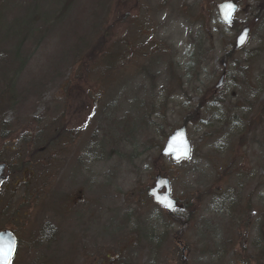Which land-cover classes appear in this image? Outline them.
I'll return each instance as SVG.
<instances>
[{"label":"rangeland","instance_id":"374dc122","mask_svg":"<svg viewBox=\"0 0 264 264\" xmlns=\"http://www.w3.org/2000/svg\"><path fill=\"white\" fill-rule=\"evenodd\" d=\"M225 1L0 0V163L46 183L26 232L48 243L19 230L13 264H264V0L230 26ZM158 174L196 214L182 230L148 195Z\"/></svg>","mask_w":264,"mask_h":264},{"label":"flooded vegetation","instance_id":"af4514ba","mask_svg":"<svg viewBox=\"0 0 264 264\" xmlns=\"http://www.w3.org/2000/svg\"><path fill=\"white\" fill-rule=\"evenodd\" d=\"M231 1H235L238 4V6L240 5L238 0H231ZM248 29H249V32H251L250 28ZM248 40H249V37H248ZM235 42H236V39H235ZM234 46H235V43H234ZM242 48L238 50H235L234 48L233 49L235 52H237V51H240ZM222 63H223L222 64L223 72L221 76L225 78L226 64L225 62H222ZM5 167H6L5 168V171H6L7 165H5ZM20 167L22 168V165ZM20 169L15 171L13 175L18 174V173L24 174L23 172L24 169L23 170H20ZM45 186H46V183L40 180H37V181L27 180L25 182L24 181H19V182L10 181V180L7 181V178L4 172V180L0 183V232L7 231L15 239L16 254L13 260L11 261V264L14 263L18 250H20L23 244L25 243L19 238V230L21 231L22 234H26L28 232L30 240H27L26 242L30 244L29 246L30 248L31 246L41 247V246H44V243H48L47 238L46 237L44 238L45 229L44 230L42 229L29 230L26 232V230L28 229L27 225H29L30 221L32 220V214L36 212L39 213L40 210L44 209ZM55 200L56 198L53 199V204H55ZM58 205H59V200H57V206ZM51 227L53 231L55 232L54 225H51ZM36 234H38L39 237L38 239L34 240L32 237L33 235H36ZM47 235H50V234L48 233ZM55 237L53 239H55ZM181 253L183 254L182 251ZM42 263L43 262H40L39 264H42ZM181 263H183L182 260H181ZM100 264H109V263L101 262ZM113 264H117V260H113Z\"/></svg>","mask_w":264,"mask_h":264},{"label":"water","instance_id":"95a60500","mask_svg":"<svg viewBox=\"0 0 264 264\" xmlns=\"http://www.w3.org/2000/svg\"><path fill=\"white\" fill-rule=\"evenodd\" d=\"M226 3H231L233 6L232 8V16L231 19L228 22H225V19L222 15V9L224 8V5ZM238 6L235 1H226L223 3H220L217 6V11L220 20L225 24V25H230L232 21V17L234 14L237 12ZM249 29L248 28H243L242 31L238 34L235 42L234 49L238 50L242 48L249 37ZM241 37H243V42H241ZM224 77L221 76L215 89H219L222 85ZM175 137H180L183 140L184 147L186 148L187 156L181 155L180 152V145L176 144L174 147L177 149V151L173 152L170 148L171 145H173V138ZM160 155L164 158H169L172 162L178 163L181 161H189L191 157V145L190 142L188 141L187 137V128L186 126H182L178 129H175L166 139L163 148L160 152ZM180 157L177 159V157ZM5 164H0V183L4 180V172H5ZM148 195L152 198L153 203L156 204L157 206L163 208L167 213H172L174 210H176L178 204L177 202L172 199L170 195V182L166 178L165 175H157L154 179V185L153 187L149 190ZM161 201H164L165 203H161ZM165 204H170V207H166ZM0 238H2L5 242H11L14 245L15 252H16V242L14 237L7 231L0 232ZM14 252V255H15ZM14 255L10 258L11 261L14 258Z\"/></svg>","mask_w":264,"mask_h":264},{"label":"snow or ice","instance_id":"6c2138e0","mask_svg":"<svg viewBox=\"0 0 264 264\" xmlns=\"http://www.w3.org/2000/svg\"><path fill=\"white\" fill-rule=\"evenodd\" d=\"M232 8L231 3H226L224 8L222 9V15L225 19V22H228L232 16ZM241 42H243V37H241ZM176 144L180 145L181 155L187 156L186 148L184 147L183 140L180 137L173 138V145L170 146L173 152L177 151L174 147ZM180 157L178 156L177 159ZM161 203H165L161 201ZM166 207H170V204H165ZM15 248L11 242H5L2 238H0V264H11V257L14 255Z\"/></svg>","mask_w":264,"mask_h":264},{"label":"trees","instance_id":"16d2710c","mask_svg":"<svg viewBox=\"0 0 264 264\" xmlns=\"http://www.w3.org/2000/svg\"><path fill=\"white\" fill-rule=\"evenodd\" d=\"M109 59H111V58H109ZM110 62L111 61H108L107 62L106 67L108 66V64ZM108 70H111V68H109ZM107 77L108 78L111 77L110 72H109V74H107ZM104 78H106V76ZM105 81H103L102 83H104ZM4 94L5 93H3V95ZM0 100H3V99L0 97ZM2 120H3V113H1V115H0V138H4L6 135L9 134V131L8 130L5 132L6 125L2 122ZM39 122H40V120H36V124L39 123ZM177 212L178 213H176V214H167V218L170 220V222L172 224L178 226L180 228V230L186 228L187 225L192 224V222L194 221V217L196 215L194 211L186 212L184 216L183 215H180L179 214L180 213L179 211H177ZM260 234L262 236H264V231L262 229H260Z\"/></svg>","mask_w":264,"mask_h":264}]
</instances>
